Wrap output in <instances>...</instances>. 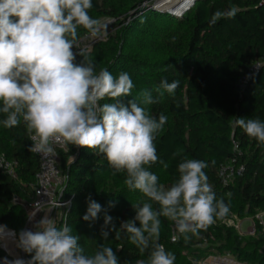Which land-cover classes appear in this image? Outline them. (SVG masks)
<instances>
[{
    "label": "trees",
    "instance_id": "16d2710c",
    "mask_svg": "<svg viewBox=\"0 0 264 264\" xmlns=\"http://www.w3.org/2000/svg\"><path fill=\"white\" fill-rule=\"evenodd\" d=\"M146 1L92 0L89 15L98 20L108 17L115 23L107 37L86 49L97 72L129 73L134 84L132 96L138 100L142 90L155 89L162 79L180 82L174 95L165 93L159 103L148 106L153 117H167L155 144L159 158L168 164L165 169L158 161L149 170L169 187L178 179V164L184 159L206 161L209 167L204 171L217 199L223 198L230 208L228 216L188 243L182 236L172 241L173 222L161 217L159 243L175 254V264H194L212 253L225 252L246 264H264V225L256 217L264 211V146L234 123L236 118L264 121V0H195L181 18L148 9L127 23ZM232 7L237 9L234 18L210 24L217 10ZM88 35L79 28L78 44ZM82 59L77 55L76 63ZM132 96L122 97L121 102L127 104ZM105 102L114 101H101ZM3 118L0 114V120ZM31 145L23 122L11 129L0 123V154L16 163V177L0 172V225L18 233L27 214L15 198L32 199L40 166L37 155L29 151ZM58 153L67 174L64 198L72 199L66 223L80 237L86 254L94 253L102 243L112 247L118 264L146 261L150 249L140 253L126 235L117 239L110 231L107 240L101 237L105 211L119 230L122 222L136 215L132 203L143 198L138 190L127 188L126 173L114 174L103 156L86 148L67 144L66 150ZM233 159L244 171L225 185L218 169ZM89 197L102 208L94 221L82 218ZM232 214L241 220L252 218L255 233L241 235L227 226L224 220Z\"/></svg>",
    "mask_w": 264,
    "mask_h": 264
},
{
    "label": "clouds",
    "instance_id": "9594fccd",
    "mask_svg": "<svg viewBox=\"0 0 264 264\" xmlns=\"http://www.w3.org/2000/svg\"><path fill=\"white\" fill-rule=\"evenodd\" d=\"M91 8L92 0H0V123L11 129L23 122L31 152L54 156V145L71 144L103 156L114 174L126 173L127 188L146 199L132 203L136 215L119 230L105 211L101 237L107 240L114 231L115 238L126 235L140 253L150 249L148 259L137 264H175V254L159 243L161 217L173 222L188 243L228 216L230 208L223 198L217 199L204 171L206 161L184 159L178 164V179L169 187L149 170L158 161L165 169L168 164L159 158L155 144L167 117H153L148 106L159 103L165 93L174 95L180 82L162 79L155 89L142 90L138 100L132 96L129 73L97 72L90 51L78 47L79 28L96 37L105 27L89 15ZM236 14L235 7L217 10L210 24ZM77 55L83 58L79 63ZM128 96L133 99L122 103ZM104 100L114 102L101 103ZM234 123L264 146V121L236 118ZM101 211L89 197L82 218L94 221ZM34 227L22 230L17 244L31 258L9 264H118L112 247L101 243L86 254L72 228L67 223L57 227L49 215Z\"/></svg>",
    "mask_w": 264,
    "mask_h": 264
},
{
    "label": "built area",
    "instance_id": "2783aa9c",
    "mask_svg": "<svg viewBox=\"0 0 264 264\" xmlns=\"http://www.w3.org/2000/svg\"><path fill=\"white\" fill-rule=\"evenodd\" d=\"M195 0H149L144 3L147 9L157 11L167 10L174 16L181 18L194 5ZM169 9V10H168ZM257 67L254 68L256 70ZM54 156H42L35 153L39 159V171L36 175V184L34 187L33 197L30 201L20 200L15 198V202L26 212V220L23 230L35 231V223L43 216L49 215L54 218L57 227L63 226L66 223L69 214L72 199L64 198L65 186L67 181V174L63 170L60 159L59 150H66L67 144L54 145ZM232 160L229 164L221 165L218 169V176L222 183L228 185L234 181L236 176L241 175L244 171L243 166L236 167ZM7 172L12 177H16V163L9 161L4 154H0V172ZM60 203V207L56 205ZM262 223L260 214L256 216ZM227 226L234 227L241 235L254 234L255 223L252 220L251 225L245 231L243 230V222L237 215H231L224 220ZM0 249L2 255L0 256V263L9 264L17 258H23L25 261L29 260L28 256L21 248L17 246L19 233L4 224L0 225ZM178 237L180 234L175 231V226H172L171 240L176 241L173 237ZM27 255V257H26ZM194 264H246L236 259L231 253H212L205 259L194 262Z\"/></svg>",
    "mask_w": 264,
    "mask_h": 264
},
{
    "label": "rangeland",
    "instance_id": "374dc122",
    "mask_svg": "<svg viewBox=\"0 0 264 264\" xmlns=\"http://www.w3.org/2000/svg\"><path fill=\"white\" fill-rule=\"evenodd\" d=\"M145 3V2H144ZM144 3L142 4V7L140 10H138L136 13L133 12L129 19L127 20V23H132V21H134L138 16H140L143 12L147 11L148 9L145 7ZM192 8V7H191ZM169 10V9H168ZM160 12H163V13H169V14H172L170 13L169 11L167 10H163V11H160ZM173 15V14H172ZM179 18V17H178ZM101 24L104 25L105 27H103L101 29V32L99 34V36H96V37H93L91 35H88L86 36L85 38H83L79 44H78V47L80 48H90L91 45L97 41V40H102L104 39L105 37H107L112 31H113V28H112V25L115 23L114 20L108 18V17H102L99 19ZM261 218H262V223L264 225V211L261 212ZM241 220V219H240ZM243 224V230H247L248 229V226H249V222L247 220H242ZM245 235H249L248 233H246ZM28 256H30V254L27 253ZM26 255V257H27ZM23 259V258H22Z\"/></svg>",
    "mask_w": 264,
    "mask_h": 264
},
{
    "label": "crops",
    "instance_id": "0c3cea01",
    "mask_svg": "<svg viewBox=\"0 0 264 264\" xmlns=\"http://www.w3.org/2000/svg\"><path fill=\"white\" fill-rule=\"evenodd\" d=\"M260 215H261V213H260ZM245 220H247V221L249 222V226H250L251 223H252V220H253V219H252V218H246V219H244V221H245ZM249 226H248V227H249Z\"/></svg>",
    "mask_w": 264,
    "mask_h": 264
}]
</instances>
